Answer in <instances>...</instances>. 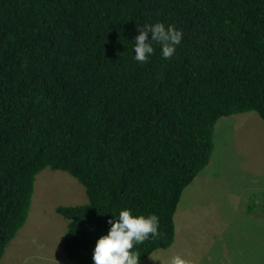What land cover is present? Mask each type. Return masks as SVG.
Instances as JSON below:
<instances>
[{
    "label": "trees",
    "instance_id": "obj_1",
    "mask_svg": "<svg viewBox=\"0 0 264 264\" xmlns=\"http://www.w3.org/2000/svg\"><path fill=\"white\" fill-rule=\"evenodd\" d=\"M157 22L181 43L135 61L137 28ZM248 111L264 120V0H0V260L46 168L86 191L56 208L72 263L92 264L122 209L159 219L138 262L169 248L218 120Z\"/></svg>",
    "mask_w": 264,
    "mask_h": 264
},
{
    "label": "rangeland",
    "instance_id": "obj_2",
    "mask_svg": "<svg viewBox=\"0 0 264 264\" xmlns=\"http://www.w3.org/2000/svg\"><path fill=\"white\" fill-rule=\"evenodd\" d=\"M210 163L186 187L175 214L176 236L138 264H264V120L255 111L221 117ZM87 201L72 175L44 169L35 181L24 226L0 264H74L64 253L67 220L56 208Z\"/></svg>",
    "mask_w": 264,
    "mask_h": 264
},
{
    "label": "clouds",
    "instance_id": "obj_3",
    "mask_svg": "<svg viewBox=\"0 0 264 264\" xmlns=\"http://www.w3.org/2000/svg\"><path fill=\"white\" fill-rule=\"evenodd\" d=\"M137 32L133 39V59L140 63L147 62L154 53L153 44L159 46L162 59H170L183 38L181 30L161 22L139 27ZM107 223L110 225L107 233L95 242L92 264H138L139 257L132 251L134 244L160 235L155 214L133 215L129 209H122L116 215L111 214ZM168 264H187V261L181 255H173Z\"/></svg>",
    "mask_w": 264,
    "mask_h": 264
}]
</instances>
